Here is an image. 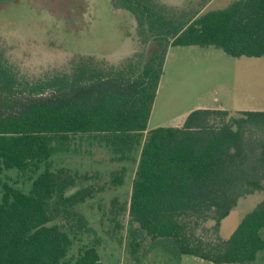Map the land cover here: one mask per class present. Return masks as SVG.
I'll use <instances>...</instances> for the list:
<instances>
[{
	"label": "trees",
	"instance_id": "1",
	"mask_svg": "<svg viewBox=\"0 0 264 264\" xmlns=\"http://www.w3.org/2000/svg\"><path fill=\"white\" fill-rule=\"evenodd\" d=\"M120 2L151 42L145 61L137 54L105 67L82 59L70 71L30 83L21 81L0 47V162L34 174L46 163L29 192L0 176V264H62L72 236L87 227L76 206L90 190L69 192L82 177L49 164L85 134L121 161L141 147L129 202L130 220L139 224L130 229L129 244L137 262L140 237H146L176 254L250 264L264 248V199L228 239L220 227L240 198L264 192V111L197 108L179 127L148 129V123L170 47L215 46L234 57H264V0L178 16L155 0ZM46 88L52 92L43 94ZM122 173L114 174L119 184ZM210 220L215 239L203 232ZM72 264L103 263L93 245Z\"/></svg>",
	"mask_w": 264,
	"mask_h": 264
},
{
	"label": "rangeland",
	"instance_id": "2",
	"mask_svg": "<svg viewBox=\"0 0 264 264\" xmlns=\"http://www.w3.org/2000/svg\"><path fill=\"white\" fill-rule=\"evenodd\" d=\"M1 1L0 47L21 81L46 80L70 71L82 59L119 67L137 58V54H141L142 61L147 57L151 42H144L138 20L120 6V0ZM155 1L165 6L167 14L178 16L183 12L200 10L202 14L223 9L235 0ZM43 91L52 92L50 88ZM217 104L231 110L264 111V57H234L215 46L170 47L149 128L180 126L193 108ZM140 151L141 147L131 159L121 161L111 148L85 134L72 138L70 150L51 156L53 170L66 168L82 177L69 192L87 189L91 193L76 206L85 216L87 227L72 236L73 244L62 264H72L83 249L93 245L103 264H216L176 254L146 237H140V261L131 254L130 229L139 230V224L130 220L129 202ZM45 168L46 163H42L38 173ZM122 170L123 182L119 184L114 174ZM37 174L6 169L0 162L2 179L25 192H29ZM1 199L0 188V202ZM263 199L262 191L240 198L221 223V238L228 239L243 217ZM55 222L61 223L59 219ZM213 225L210 220L204 226L208 239L218 237ZM261 233L264 238V228ZM250 264H264V248Z\"/></svg>",
	"mask_w": 264,
	"mask_h": 264
},
{
	"label": "crops",
	"instance_id": "3",
	"mask_svg": "<svg viewBox=\"0 0 264 264\" xmlns=\"http://www.w3.org/2000/svg\"><path fill=\"white\" fill-rule=\"evenodd\" d=\"M168 54V53H167ZM197 108H216V109H228V110H231L230 108H227L226 106H224V105H221V104H217V105H214V106H197ZM197 108H193L192 110H194V109H197ZM191 110V111H192ZM243 110H247V109H241V108H235V109H233V111H243ZM249 110V109H248ZM190 111V112H191ZM189 112V113H190ZM187 117V116H186ZM186 117H185V119H186ZM151 118V117H150ZM185 119L183 120V122L182 123H184V121H185ZM149 123H150V120H149ZM149 123H148V129H150L149 128ZM183 124H181L180 126H182ZM160 127V126H159ZM176 127H179V125L178 126H176Z\"/></svg>",
	"mask_w": 264,
	"mask_h": 264
}]
</instances>
